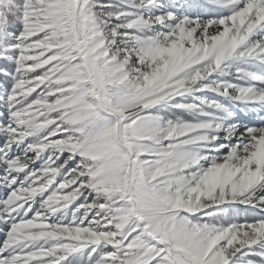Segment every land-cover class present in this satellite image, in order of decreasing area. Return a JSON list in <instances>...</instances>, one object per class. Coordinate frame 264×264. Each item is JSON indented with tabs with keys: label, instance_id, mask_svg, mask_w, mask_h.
<instances>
[{
	"label": "snow or ice",
	"instance_id": "1",
	"mask_svg": "<svg viewBox=\"0 0 264 264\" xmlns=\"http://www.w3.org/2000/svg\"><path fill=\"white\" fill-rule=\"evenodd\" d=\"M0 264H264V0H0Z\"/></svg>",
	"mask_w": 264,
	"mask_h": 264
}]
</instances>
